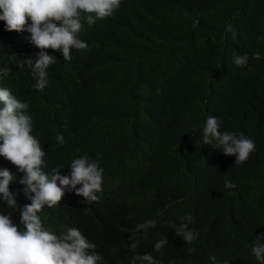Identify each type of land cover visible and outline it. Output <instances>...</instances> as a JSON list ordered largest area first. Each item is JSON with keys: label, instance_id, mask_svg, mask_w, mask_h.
I'll list each match as a JSON object with an SVG mask.
<instances>
[{"label": "trees", "instance_id": "obj_1", "mask_svg": "<svg viewBox=\"0 0 264 264\" xmlns=\"http://www.w3.org/2000/svg\"><path fill=\"white\" fill-rule=\"evenodd\" d=\"M81 22L88 49H73L70 62L48 49L57 59L40 92L30 70L17 67L39 49L27 31H6L0 21V68L11 69L0 87L30 105L44 170L66 175L83 154L104 168L98 202L66 190L49 213L79 224L97 245L98 264H130L129 237L146 219L157 226L136 234L135 252H151L160 264H212L211 254L254 264L251 242L264 232V0H121L111 17ZM234 53L249 55L245 68L233 64ZM209 115L221 132L255 141L247 162L235 165V156L203 145ZM0 168L16 174L10 191L20 195L23 173L3 157ZM225 180L237 187L225 189ZM158 181L173 187L165 197L154 191ZM9 209L0 201V213ZM189 214L199 236L186 245L172 225ZM165 237L156 253L154 242Z\"/></svg>", "mask_w": 264, "mask_h": 264}, {"label": "clouds", "instance_id": "obj_2", "mask_svg": "<svg viewBox=\"0 0 264 264\" xmlns=\"http://www.w3.org/2000/svg\"><path fill=\"white\" fill-rule=\"evenodd\" d=\"M121 0H0V21L6 31L24 32L30 35L25 39L39 49L35 58H25L17 64L21 70H30L35 80V90L43 92L48 84L47 69L56 63L55 55L61 51L63 60L70 62L71 52L87 50V42L79 38L82 30V15L88 26L97 20L111 17L120 7ZM30 20V23L28 22ZM226 31L236 39L232 24H226ZM261 59L257 53L253 57ZM12 59V57H9ZM249 55L233 54V64L245 68ZM11 69L0 68V76L7 77ZM30 105L18 99L9 88L0 87V157L13 164L23 176L19 183L23 185L20 195L10 191V183L17 179L8 168H0V201L9 211L0 213V264H98L101 255L95 251L97 245L82 234L79 224L62 220L49 210L59 205L65 191H73L82 196L89 204L98 202L103 192L104 168L99 158L90 159L87 154L74 157L70 171L61 175L54 168L50 173L44 170L46 155L38 138L33 135V120L28 113ZM57 145L64 144L62 134L55 136ZM203 145L222 150L224 155L235 156V165H242L256 150L255 141L245 135L220 130L217 117L209 115L202 128ZM237 185L224 181L225 189H235ZM171 186H162L159 181L154 191L164 196ZM162 215V213H161ZM193 218L189 214L179 224L173 223L175 234L183 238L186 245L193 244L199 233L190 228ZM157 226V220L146 219L134 228L130 250L134 253L130 264H160L151 252L137 254L136 234L147 233ZM264 232L256 235L251 242L254 264H264ZM168 244L167 237L158 239L153 244L156 253ZM191 254L194 248L189 247ZM212 264L221 262L215 254L209 256ZM246 264V263H244Z\"/></svg>", "mask_w": 264, "mask_h": 264}]
</instances>
